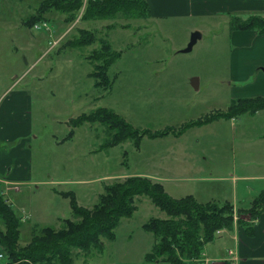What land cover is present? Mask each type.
<instances>
[{
    "label": "rangeland",
    "instance_id": "rangeland-1",
    "mask_svg": "<svg viewBox=\"0 0 264 264\" xmlns=\"http://www.w3.org/2000/svg\"><path fill=\"white\" fill-rule=\"evenodd\" d=\"M42 1L0 0V124L10 106L8 94H1L15 82L10 96L27 92L30 107L28 135L10 143L0 137L4 173H9V161L12 171L17 167V173L27 177L20 184L0 183V193L22 223L19 246L27 245L45 227L59 230L65 219H75L70 198L62 192L74 193L80 206L92 209L105 185L127 178L120 174L147 177L176 199L193 194L203 203L231 202L242 207L234 209L237 219L244 213L240 211L248 213L243 206L264 190L260 178L264 177V141H257L264 135V115L233 119L216 114L225 113L256 82L264 83V37L230 29L232 16L264 17V10L230 13V18L221 14L141 21L119 17L113 20L118 24L114 29L108 28L112 20L68 23L67 13L52 10L45 15L47 26L27 25ZM80 29L94 34L93 45H70ZM197 30L203 38L191 52H183ZM99 38L110 42L111 52H121L110 68L113 84L107 90L96 88L92 76L98 61L90 55L100 48ZM194 78L199 79L198 90L192 86ZM100 107L149 133L105 148L113 136L103 124H71ZM212 116L216 118L208 124H190ZM155 132L163 135L152 138L150 133ZM136 205L133 217L121 219L115 240L102 239L104 247L99 251L72 249V264H168L146 260L155 238L143 229L151 218L166 219V213L146 196L139 197ZM0 230H5L1 219ZM234 231L233 240L220 237L207 244L201 260L235 262L223 256L226 247L236 246L234 238L240 243V231ZM216 255L222 258L215 259ZM237 261L242 263L240 251Z\"/></svg>",
    "mask_w": 264,
    "mask_h": 264
},
{
    "label": "trees",
    "instance_id": "trees-1",
    "mask_svg": "<svg viewBox=\"0 0 264 264\" xmlns=\"http://www.w3.org/2000/svg\"><path fill=\"white\" fill-rule=\"evenodd\" d=\"M52 10L67 13L68 23L77 20L113 21L119 17L141 21L154 16L147 0H43L37 14L27 22V25L32 27L36 23L46 22L45 15ZM117 25L113 21L108 28L114 29ZM230 26L232 32L253 31L258 35H264V17L259 15H251L247 20L232 16ZM79 33V37L73 39L70 45L84 48L94 44L96 38L91 31L80 29ZM97 41L100 43V48L93 50L90 55L92 60L98 61L92 76L96 88L107 90L113 84L109 75L110 68L114 59L121 56V52H111L110 42L105 38H99ZM259 111H264V97L238 98L233 100L225 113L216 116L235 118L246 113L256 114ZM216 116L206 117L196 121L195 124H190H208ZM87 122L94 124L100 122L111 133L113 137L110 142H105V148H113L128 139L140 138L141 133L148 134L150 131L134 128L123 117L106 107L97 108L88 114L83 113L72 120L71 124L73 127H78ZM73 134L74 132L71 131L70 136ZM160 135L163 133H150L152 138ZM61 194L70 198L75 219H65L63 228L59 230L51 227L41 229L39 233L34 234L27 245L21 247L19 246L21 220L0 193V219L5 225V230H0V245L7 249L11 264L56 262L72 264V249L84 253L102 250L104 247L102 239L115 240V229L122 218L133 217L137 210L136 200L141 196L148 197L167 215L166 219L151 218L143 225V229L152 233L155 238L153 249L146 256L148 262L202 264L200 260L206 245L220 238L219 231L232 232L237 224L244 239H248L256 232V227L249 225L240 216L235 223L234 205L231 202L203 203L193 195L176 199L166 193L162 184L142 176L127 177L105 185L104 193L99 196L98 203L92 209L80 206L76 195L72 192ZM263 206L264 191L255 198L253 206L246 212L252 219L258 220L262 215ZM239 214L241 215L242 211Z\"/></svg>",
    "mask_w": 264,
    "mask_h": 264
},
{
    "label": "crops",
    "instance_id": "crops-1",
    "mask_svg": "<svg viewBox=\"0 0 264 264\" xmlns=\"http://www.w3.org/2000/svg\"><path fill=\"white\" fill-rule=\"evenodd\" d=\"M150 4L152 13L154 17L153 19L158 18H175V17H205V16H216L221 14V16H227L230 18V13H246L247 11L251 10H264V0H147ZM227 18V20L229 19ZM203 33V32H202ZM255 33V32H253ZM264 37V35H261ZM19 79V83H20ZM15 82L13 86L5 90L1 97L6 96L5 99L9 101L10 106L6 108L3 112L4 121L0 124V132L1 141L4 143L13 142L18 139L20 136L26 137L30 130L28 129L30 126L28 120V111H30V107L28 104V93L21 92L19 94L14 95V99L10 96L12 89L16 88ZM257 82L253 85L252 88L249 89V92L242 96L241 98H253V97H264V83L261 85H256ZM13 92V91H12ZM234 93V91L232 92ZM14 100L16 103L14 104ZM246 113L244 115H248ZM259 115H264V111H259L256 114L248 115V117H256ZM10 116L12 119H10ZM234 119V118H233ZM29 130V131H28ZM2 134V136H1ZM257 141H264V135L259 137ZM6 149L7 148H2ZM264 149V148H263ZM3 150V151H4ZM8 159H11L7 157ZM7 170L9 171L8 174H5V168L0 166V183L10 182V183H24L27 177H21V173H17V167L14 168L12 171L10 162L7 161ZM122 177H130L139 174H120ZM144 176V175H143ZM150 176V175H149ZM7 178V179H5ZM244 179H252L253 177H242ZM264 178V177H260ZM7 180V181H6ZM196 180L195 178L192 180ZM264 191V190H263ZM193 195V194H192ZM199 201L198 196L193 195ZM258 196V195H257ZM255 196L251 201L250 205L243 206L245 209H250L253 206V201L257 197ZM234 205V204H233ZM241 209L242 207H238L234 205V209ZM243 213V211H242ZM247 215V219L246 216ZM238 217L234 214V217ZM241 218L244 221H247L249 225H254L256 227V232L253 233L251 237L248 239H244L241 234L238 235L240 239L239 243V251L242 256V263L243 264H264V206L263 212L261 217L257 219L250 220L249 213H243ZM237 227V224L235 225ZM235 232V231H234ZM224 240H233V235L230 237V232L226 230H222V234L219 235ZM230 250L229 247L225 248V254H223L224 258L227 257L228 251ZM205 255L206 252H205ZM215 259L222 258L221 256L216 255ZM212 258V257H210Z\"/></svg>",
    "mask_w": 264,
    "mask_h": 264
},
{
    "label": "built area",
    "instance_id": "built-area-1",
    "mask_svg": "<svg viewBox=\"0 0 264 264\" xmlns=\"http://www.w3.org/2000/svg\"><path fill=\"white\" fill-rule=\"evenodd\" d=\"M43 26H47V24L43 23ZM37 27L39 28V26L36 25V28ZM15 189L19 190V187L17 186V187H15ZM235 220H237L236 216H235ZM234 230H235V232L238 231L236 226H235ZM234 240L236 241V246L234 247V249H230L228 251V255H229V258L231 260L235 261V262L231 261L232 264H238L237 260H238V252H239V250H238L239 240L237 237L234 238ZM200 261L202 264H210L211 263V261L207 258H205V260H200ZM0 264H11L8 254L2 250L1 246H0Z\"/></svg>",
    "mask_w": 264,
    "mask_h": 264
},
{
    "label": "water",
    "instance_id": "water-1",
    "mask_svg": "<svg viewBox=\"0 0 264 264\" xmlns=\"http://www.w3.org/2000/svg\"><path fill=\"white\" fill-rule=\"evenodd\" d=\"M203 38V33L200 32V31H194L191 35V39H190V42L189 44L187 45V47L183 50V52L185 53H188V52H191L194 48V46L197 44V42L199 40H201ZM192 86L195 88V89H199V79L198 78H194L193 81H192Z\"/></svg>",
    "mask_w": 264,
    "mask_h": 264
}]
</instances>
